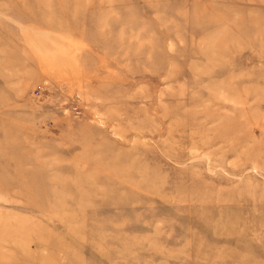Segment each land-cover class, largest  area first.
<instances>
[{
  "label": "rangeland",
  "instance_id": "obj_1",
  "mask_svg": "<svg viewBox=\"0 0 264 264\" xmlns=\"http://www.w3.org/2000/svg\"><path fill=\"white\" fill-rule=\"evenodd\" d=\"M0 264H264V0H0Z\"/></svg>",
  "mask_w": 264,
  "mask_h": 264
}]
</instances>
